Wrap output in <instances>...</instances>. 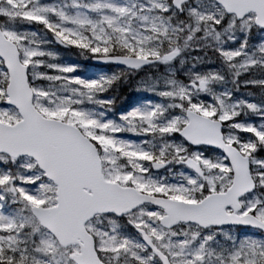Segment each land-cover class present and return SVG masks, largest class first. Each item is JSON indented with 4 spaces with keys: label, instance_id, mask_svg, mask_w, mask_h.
Instances as JSON below:
<instances>
[{
    "label": "snow or ice",
    "instance_id": "1",
    "mask_svg": "<svg viewBox=\"0 0 264 264\" xmlns=\"http://www.w3.org/2000/svg\"><path fill=\"white\" fill-rule=\"evenodd\" d=\"M0 264H264V0H0Z\"/></svg>",
    "mask_w": 264,
    "mask_h": 264
}]
</instances>
